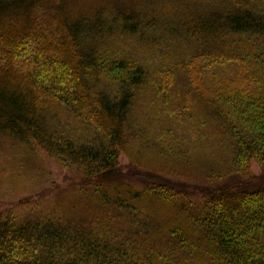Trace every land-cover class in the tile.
<instances>
[{"label":"trees","instance_id":"trees-1","mask_svg":"<svg viewBox=\"0 0 264 264\" xmlns=\"http://www.w3.org/2000/svg\"><path fill=\"white\" fill-rule=\"evenodd\" d=\"M66 3L0 0V137L77 171L63 206L0 209V264H264V182L250 174L252 159L264 173V0H184L210 9L180 19L171 37L192 48L152 82L139 59L106 49L120 24L134 37L147 24L105 8L71 16ZM147 83L163 100L148 142L183 144L188 162L196 143L220 151L204 183L152 172L138 188L119 167L128 139L150 135L133 119Z\"/></svg>","mask_w":264,"mask_h":264},{"label":"rangeland","instance_id":"rangeland-1","mask_svg":"<svg viewBox=\"0 0 264 264\" xmlns=\"http://www.w3.org/2000/svg\"><path fill=\"white\" fill-rule=\"evenodd\" d=\"M66 5L71 16L81 13L86 16L105 8L110 16L120 11L125 16L129 15L127 22L137 19L143 25L147 24L146 28L134 37L126 33V25L119 23L122 30L118 29L120 33L117 31L114 40L110 41L112 44L106 49H117L123 54L139 59L143 69L149 72L150 82H152V74L157 75L156 70L166 72L186 57L192 48L191 43L174 41L171 37V33H175L174 29L179 28L180 19H191L210 9L208 5L203 4L188 6L184 0H68ZM111 26L114 31L113 25ZM176 73L177 83L183 84L186 77L178 71ZM149 85L147 83L137 93L134 110L137 116L133 115V119H139L150 135L140 132L138 137L128 139L119 154V167L124 171L123 174L128 176V180L133 182L134 187L138 188L152 181L154 174L152 172L162 173L164 180L179 184L186 183L183 179L178 181L168 176L172 177L178 172L181 176L193 178L192 182L204 183L203 178L207 170L217 169L216 161L220 151L214 147L209 153L204 154L201 152V143H196L197 146L191 151L192 158L188 162L179 153L181 149L187 152L183 144L169 151L166 147L164 148L167 150L159 149L148 142L147 136L152 137V126H155L157 120L160 121L156 117L158 105L163 103L162 98L152 91V85L150 83ZM143 112L148 117L141 116ZM171 137L172 134L166 139L171 140ZM76 174L75 167H68L35 144L9 142V139L0 137V209L2 210H11L16 216L23 218L26 215L44 212L56 205V202L63 203L61 196L56 197L57 192L75 182ZM250 174L254 184L264 182V173L254 159L250 161ZM144 198L151 201L152 214L160 212V208L152 207V202L155 200L151 196L145 195ZM162 206L164 207L161 212L164 214L161 217H164L168 215L165 213L167 205Z\"/></svg>","mask_w":264,"mask_h":264}]
</instances>
